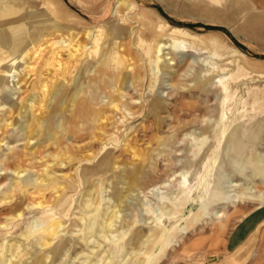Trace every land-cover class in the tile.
Returning a JSON list of instances; mask_svg holds the SVG:
<instances>
[{"label":"rangeland","instance_id":"rangeland-1","mask_svg":"<svg viewBox=\"0 0 264 264\" xmlns=\"http://www.w3.org/2000/svg\"><path fill=\"white\" fill-rule=\"evenodd\" d=\"M28 1L0 0V264H264V18Z\"/></svg>","mask_w":264,"mask_h":264},{"label":"crops","instance_id":"crops-1","mask_svg":"<svg viewBox=\"0 0 264 264\" xmlns=\"http://www.w3.org/2000/svg\"><path fill=\"white\" fill-rule=\"evenodd\" d=\"M53 1H54V6H56L55 8H57L58 10L57 13H60L59 18L57 19V22L59 24L61 23L60 25H67L66 23H68L67 22L68 20H66V18L68 19H72L74 17L79 18V16H77L75 13L71 12L70 9H68V7L63 2V0H53ZM214 1L218 2L219 0H214ZM78 2L83 9L88 10L87 4H90V2L88 3L87 0H78ZM254 2H255L256 7L259 6L261 7L262 10H264V0H260V1L257 0ZM93 3L97 5L98 1L95 2V0H93L92 5ZM83 5H86V7L84 8ZM208 5L211 7L210 10H214V11L216 10L217 12L216 15L220 19L221 23H223L224 25L230 26L232 31L236 35H238L239 32H243L248 36L259 34L257 21L260 20L261 18H264V15H262L264 13L262 12L256 13L259 11L252 9V3L249 0H231L229 1V3H226L223 6V8L215 7L213 3H208ZM247 11L253 12L252 18L249 21L247 20L246 24L237 25L239 19H241L243 14H245ZM253 18H255L256 22H252ZM252 25H255V26H253L252 28ZM235 53L245 56L244 54H241L239 52H235ZM244 237H245V233L242 232V235L240 238H244ZM240 238L234 243L236 247L239 244Z\"/></svg>","mask_w":264,"mask_h":264},{"label":"bare ground","instance_id":"bare-ground-1","mask_svg":"<svg viewBox=\"0 0 264 264\" xmlns=\"http://www.w3.org/2000/svg\"><path fill=\"white\" fill-rule=\"evenodd\" d=\"M20 1H22V0H20ZM3 3V2H2ZM5 4V3H4ZM22 4L20 3V6H21ZM25 5H30L31 7H35L33 4H32V2H30V1H28V0H26V3H25ZM1 6H3V5H1ZM11 6V5H10ZM13 6V5H12ZM115 6V5H114ZM122 6H125V7H127L126 9L128 10V11H131L133 8H132V3L131 2H129L128 0H119V2H117V4H116V7H115V15L119 12V10L121 9V7ZM8 7H9V5H8ZM8 7H6L5 9L7 10V13L9 12V15H8V17H11L10 15H12V13H13V10H10V9H7ZM36 8V7H35ZM37 10V9H36ZM110 10V9H109ZM4 11V10H3ZM113 11V10H112ZM0 13H2V11H0ZM108 14V13H107ZM3 15V14H2ZM29 15H33L32 13H29ZM106 16H108V15H106ZM8 17H6L5 19H7ZM110 18V17H109ZM10 24H14V21L12 22V23H10ZM2 27H9L10 25H1ZM148 26H150V25H143V27H146V28H149ZM164 28H166V29H170V34L168 35V38H170L172 41L173 40H176V35L177 34H179V33H181V32H183V30H180V29H177V28H174V27H172L171 25H164L163 26ZM133 29V28H132ZM10 32V31H9ZM16 32V31H15ZM102 32V33H101ZM12 33V32H11ZM9 34V33H6V32H4V34H1L0 33V42H1V46H2V51L3 50H5V49H7V48H9V47H11V45H12V43L14 42V40H13V33L12 34ZM23 33V32H22ZM26 33V32H25ZM98 36L100 35V33L101 34H103V29H102V27H98ZM184 34V33H183ZM90 35H91V31H90ZM94 35V34H93ZM43 36V35H42ZM42 36H40V38H42ZM38 40H40V39H38ZM33 41V43H34V41H36V39L34 40H32ZM159 44V43H158ZM35 45V46H34ZM34 47H36L35 48V51H34V53H33V57H31V59H38L40 56H41V54L43 55V45H38L37 46V44L36 43H34ZM165 45V44H164ZM160 46V45H159ZM158 46V47H159ZM164 46L162 45V46H160V49H162ZM76 49V48H75ZM157 54L159 53V50H158V48L157 49H155L154 50ZM218 50H215L214 51V55H217V56H223L222 55V53H219V52H217ZM9 52V51H8ZM1 53V52H0ZM211 53V52H210ZM2 54V53H1ZM3 55V54H2ZM5 55V54H4ZM7 55V54H6ZM11 55V54H10ZM236 57H235V60H243V59H246V56H243V55H239V54H237L236 53ZM166 57V56H165ZM7 57H3V59H6ZM41 59V58H40ZM165 59V58H164ZM154 59H153V63H154ZM167 61V60H166ZM168 62V61H167ZM62 61L61 60H58L57 61V66H55V70L57 71V72H61L62 71ZM165 63V62H164ZM213 63V62H212ZM216 63V62H215ZM155 64V66H154V68L155 69H157V68H160V67H158L157 65H156V63H154ZM33 66V65H32ZM166 67V66H165ZM148 68V67H147ZM37 69V68H36ZM9 73V72H8ZM50 74V73H49ZM9 76V74H7L6 73V75H5V79H7V77ZM42 80H44V79H41V81ZM65 80V79H64ZM7 81H8V79H7ZM58 81V80H57ZM48 82L49 81H45L44 80V82L42 83V84H38V85H40L39 87H40V90H41V93H42V96H44L46 93H47V91H48ZM61 83V82H60ZM66 83H67V81H66ZM52 90V89H51ZM39 92V91H38ZM52 92V91H51ZM61 93V91H58L57 93H56V95L54 94L53 95V97H52V100H53V103H52V105H54L55 103H56V101H57V99H58V96H59V94ZM50 99V98H49ZM51 100V99H50ZM50 102V101H49ZM50 104H51V102H50ZM32 105V104H31ZM51 105V106H52ZM19 174V173H18ZM15 176V175H14ZM116 177V176H115ZM34 178V177H33ZM173 205V204H172ZM256 217H258V215H255V217L254 218H256ZM255 221V220H254ZM47 225V224H46ZM45 228V227H44ZM133 228V227H132ZM131 230V229H130ZM128 233V232H127ZM238 243V242H237ZM5 245V244H4ZM50 256V255H49ZM9 257V256H8ZM48 258V257H47ZM8 259V258H7Z\"/></svg>","mask_w":264,"mask_h":264}]
</instances>
